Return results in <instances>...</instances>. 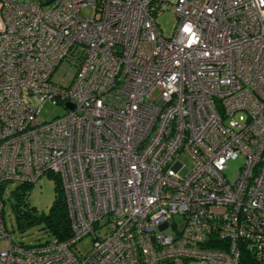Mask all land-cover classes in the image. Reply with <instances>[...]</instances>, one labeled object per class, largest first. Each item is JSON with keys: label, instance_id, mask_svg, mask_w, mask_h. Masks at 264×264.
<instances>
[{"label": "built area", "instance_id": "2783aa9c", "mask_svg": "<svg viewBox=\"0 0 264 264\" xmlns=\"http://www.w3.org/2000/svg\"><path fill=\"white\" fill-rule=\"evenodd\" d=\"M166 1L0 0V193L52 175L70 220L13 243L0 195V264H264V0H175L164 37Z\"/></svg>", "mask_w": 264, "mask_h": 264}, {"label": "rangeland", "instance_id": "374dc122", "mask_svg": "<svg viewBox=\"0 0 264 264\" xmlns=\"http://www.w3.org/2000/svg\"><path fill=\"white\" fill-rule=\"evenodd\" d=\"M174 1L175 0H167L166 2H162L160 9L154 15L159 32L164 37H170L176 26V18L172 12V4ZM82 14L90 17L94 14V11L91 7H86L82 10ZM65 64H60L56 67V70L51 77L53 81L60 82L62 84H67L70 81L75 68ZM63 113H65V110L62 107L46 103L41 109L38 118L42 121H49L57 116H61ZM179 159L181 163H183V168L180 172L184 174L191 167V162L185 156H180ZM238 164L239 161L231 162L229 164L228 170L225 173L227 177L232 178ZM16 186L17 183L15 182L4 183L2 184L0 193L1 198L4 201L5 230L10 240L16 244L21 243L24 245H37L51 239V234L46 231L43 223L41 222L35 221L30 224L23 223V226L20 227L19 222L11 209V203L13 201L11 198V192L15 190ZM55 186V177L49 174H44L31 187L26 199L38 217L45 216L49 213V210L55 200V196L57 195ZM105 222L106 219H103L101 224H104ZM92 239L93 236L88 235L78 241L73 246V252L79 257L88 255L92 248ZM7 245V240L1 242V247H6Z\"/></svg>", "mask_w": 264, "mask_h": 264}, {"label": "trees", "instance_id": "16d2710c", "mask_svg": "<svg viewBox=\"0 0 264 264\" xmlns=\"http://www.w3.org/2000/svg\"><path fill=\"white\" fill-rule=\"evenodd\" d=\"M55 181L57 195L47 215L38 217L26 199L33 185L19 184L16 186L15 190L11 192L13 200L11 209L20 227L23 226V223L41 222L52 238L65 240L70 236V220L61 187L56 178Z\"/></svg>", "mask_w": 264, "mask_h": 264}, {"label": "water", "instance_id": "95a60500", "mask_svg": "<svg viewBox=\"0 0 264 264\" xmlns=\"http://www.w3.org/2000/svg\"><path fill=\"white\" fill-rule=\"evenodd\" d=\"M51 1V0H50ZM68 106H70V105H68ZM71 107V106H70Z\"/></svg>", "mask_w": 264, "mask_h": 264}]
</instances>
